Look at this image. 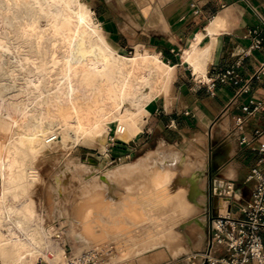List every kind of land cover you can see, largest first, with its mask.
<instances>
[{
  "label": "bare ground",
  "instance_id": "obj_1",
  "mask_svg": "<svg viewBox=\"0 0 264 264\" xmlns=\"http://www.w3.org/2000/svg\"><path fill=\"white\" fill-rule=\"evenodd\" d=\"M94 17L83 0H0V81L12 86L0 85L7 135L0 138V263L81 264L67 256L70 247L87 264H204L208 177L200 147L160 140L108 169L67 155L70 144L104 140L113 127L124 128V140L136 136L146 105L172 75L156 53H120ZM224 25L219 17L213 30ZM56 154L42 207L50 228L65 220L61 235L43 216L35 221L30 194L39 177L32 165ZM217 199L224 213L228 199Z\"/></svg>",
  "mask_w": 264,
  "mask_h": 264
},
{
  "label": "crops",
  "instance_id": "obj_2",
  "mask_svg": "<svg viewBox=\"0 0 264 264\" xmlns=\"http://www.w3.org/2000/svg\"><path fill=\"white\" fill-rule=\"evenodd\" d=\"M134 2L124 20L100 13L107 37L119 50L130 46L158 54L172 75L146 105L144 128L131 139V151L149 150L152 141L165 140L180 149L191 143L207 154L208 190L216 200L233 184L237 197L246 201L254 187L248 176L264 146V134L256 133L264 129V112L247 117L242 126L237 117L249 99L264 102V40L261 48L250 49L253 40L246 38L254 28L262 29L264 38V0ZM219 17L225 25L214 31ZM230 69L234 78L217 79ZM260 235L264 240V229Z\"/></svg>",
  "mask_w": 264,
  "mask_h": 264
},
{
  "label": "built area",
  "instance_id": "obj_3",
  "mask_svg": "<svg viewBox=\"0 0 264 264\" xmlns=\"http://www.w3.org/2000/svg\"><path fill=\"white\" fill-rule=\"evenodd\" d=\"M262 23L264 25V17ZM249 37L253 40L250 49L262 47V29L250 30L246 35ZM234 76L235 71L230 69L217 79L228 82ZM217 79L211 81L212 86L216 85ZM241 109L243 114L237 117L238 126H242L247 117L264 112V102L251 98ZM119 132L123 133L124 128L116 129V134ZM256 133L262 135L264 129ZM247 142L244 137L242 143ZM258 153L259 159L248 176V181L254 182L249 199L238 198L233 184L228 185L224 193L228 199L225 212L215 210L211 216L210 250L205 255V264H264V240L260 235L264 229V146L258 149Z\"/></svg>",
  "mask_w": 264,
  "mask_h": 264
},
{
  "label": "rangeland",
  "instance_id": "obj_4",
  "mask_svg": "<svg viewBox=\"0 0 264 264\" xmlns=\"http://www.w3.org/2000/svg\"><path fill=\"white\" fill-rule=\"evenodd\" d=\"M85 3H87L90 8L93 10L95 17L94 19L98 24L102 27V33L103 35L111 42V40L107 37L110 35L106 33V28L103 26L100 22L101 17L99 16L100 13H103L106 17H114L117 20H124L125 16L130 13L131 7H133L135 4L134 0H83ZM127 13V14H126ZM113 44V43H112ZM114 45V44H113ZM115 46V45H114ZM116 47V46H115ZM139 47L133 48V47H125L126 52L119 50L120 53L127 55V56H133L135 55L139 50ZM140 49V48H139ZM138 50V51H137ZM3 74V71H0V75ZM19 79L24 78L23 75L18 74ZM7 76V75H6ZM4 83L2 85V83ZM9 82V79H3L0 81L1 88H6V91H10L11 85L9 86V82L7 85L5 84ZM3 86V87H2ZM8 86V87H7ZM9 88V89H8ZM8 89V90H7ZM147 113V112H146ZM143 114V119L145 114ZM2 135V136H1ZM123 135L116 134V128L113 127L110 130L108 138L96 141L94 143L89 142H81L76 144H70V148L67 151V155H73L78 156L83 161L89 162L93 165H96L102 169H108L112 167L113 165L120 163V162H127L130 163V161H135L138 159V157H141L146 153L148 150H144L143 148L137 147L134 151L132 150V138H129L128 140H124L122 138ZM7 135L5 133H0V138L6 139ZM155 142V141H154ZM153 141L151 142V148H154L157 146ZM58 155H52L50 159L47 161H39V164H33L32 170L36 171L39 174L38 179H35L32 182V186L30 188V194L36 204V222L40 217L43 216L44 218V224L45 227L49 230H52L54 233L61 235L62 229H68L67 223H65L64 219H59L54 226L50 228L51 221L46 216V213L42 207L43 203V179H47L50 177V174L52 173V170L54 168L53 165H55L54 162H56ZM92 161V162H91ZM54 163V164H53ZM49 165V166H48ZM42 176V177H41ZM44 176V177H43ZM208 177V176H207ZM40 180V181H39ZM38 182V183H37ZM36 186V187H35ZM1 188V185H0ZM216 196L214 193H210L208 190V211H207V222L205 226L206 231V243L205 247L202 250V255L208 254L210 250V232H209V226L211 221V216L213 212L215 211V204L218 201L216 200ZM43 209V210H42ZM224 210V209H223ZM46 216V217H45ZM50 224V225H49ZM61 231V232H60ZM56 238V237H55ZM58 239V238H56ZM75 244H77L75 242ZM66 254L68 257L72 259V261L80 262L81 264H87V260L81 259L76 257L72 249L69 247L66 250ZM77 258V259H76ZM205 258V256H204ZM205 261V259H204ZM1 264V263H0ZM35 264H52L51 262H48L44 260L43 258H40ZM162 264V263H160ZM164 264V263H163ZM205 264V263H204Z\"/></svg>",
  "mask_w": 264,
  "mask_h": 264
}]
</instances>
